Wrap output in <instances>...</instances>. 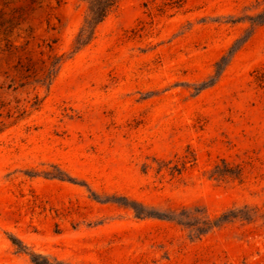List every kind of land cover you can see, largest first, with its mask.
Here are the masks:
<instances>
[{
    "label": "rangeland",
    "instance_id": "obj_1",
    "mask_svg": "<svg viewBox=\"0 0 264 264\" xmlns=\"http://www.w3.org/2000/svg\"><path fill=\"white\" fill-rule=\"evenodd\" d=\"M97 5L0 0V264H264V0Z\"/></svg>",
    "mask_w": 264,
    "mask_h": 264
},
{
    "label": "trees",
    "instance_id": "obj_2",
    "mask_svg": "<svg viewBox=\"0 0 264 264\" xmlns=\"http://www.w3.org/2000/svg\"><path fill=\"white\" fill-rule=\"evenodd\" d=\"M118 2V0H98L96 9L89 7V13L85 17V20L78 31L76 37V49H80L86 45L93 37L94 31L98 23H100L110 9ZM255 80L258 83L264 81V69L259 70L255 74ZM14 245H17L15 241H12ZM18 246V245H17ZM20 250V249H19ZM34 261V260H33ZM36 264H49L43 261H34Z\"/></svg>",
    "mask_w": 264,
    "mask_h": 264
}]
</instances>
